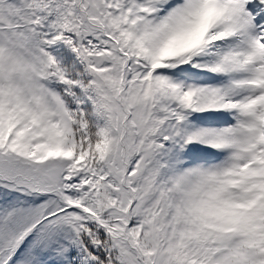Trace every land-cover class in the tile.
<instances>
[{"label":"snow or ice","instance_id":"6c2138e0","mask_svg":"<svg viewBox=\"0 0 264 264\" xmlns=\"http://www.w3.org/2000/svg\"><path fill=\"white\" fill-rule=\"evenodd\" d=\"M0 264H264V0H0Z\"/></svg>","mask_w":264,"mask_h":264}]
</instances>
